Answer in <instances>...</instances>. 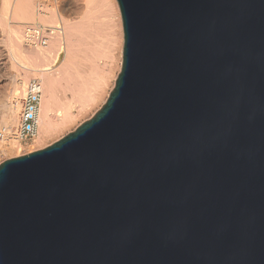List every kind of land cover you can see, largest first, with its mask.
I'll list each match as a JSON object with an SVG mask.
<instances>
[{"label":"water","instance_id":"water-1","mask_svg":"<svg viewBox=\"0 0 264 264\" xmlns=\"http://www.w3.org/2000/svg\"><path fill=\"white\" fill-rule=\"evenodd\" d=\"M92 118L0 164V264H264V0H116Z\"/></svg>","mask_w":264,"mask_h":264},{"label":"bare ground","instance_id":"bare-ground-1","mask_svg":"<svg viewBox=\"0 0 264 264\" xmlns=\"http://www.w3.org/2000/svg\"><path fill=\"white\" fill-rule=\"evenodd\" d=\"M34 2L36 0H0V25L9 27L8 40L13 57L20 64L31 67L20 65L21 78L0 105V126L11 132L17 125L19 100L32 74L42 85L37 137V141H41L69 124L100 98L110 66L107 68L106 63V69L99 68V59L105 52L104 57L108 56V52H112L109 48L113 49L115 44L121 45L123 32L116 0H86L84 12L73 21L62 16L56 8L42 7L41 12L40 2L37 6ZM41 22L55 29L46 45L22 49L25 26ZM8 144L14 147L16 141L10 140Z\"/></svg>","mask_w":264,"mask_h":264},{"label":"rangeland","instance_id":"rangeland-1","mask_svg":"<svg viewBox=\"0 0 264 264\" xmlns=\"http://www.w3.org/2000/svg\"><path fill=\"white\" fill-rule=\"evenodd\" d=\"M39 2L41 4V8L38 7L40 10L42 9V7L56 8L57 12H59L62 16L73 21V20L78 19L84 12V8H85L84 5H85L86 0H56V1L36 0V2H34L33 4L37 6V4L39 5ZM41 24H44V23L41 22ZM57 24L58 26H60L59 22ZM45 25L49 26L46 23L44 24V26ZM50 25H54V24H50ZM4 28H5L4 24H1L0 25V105L5 100H7L8 96L12 93L13 85L15 82L17 83L19 82L17 80L21 78V73H22L21 71H23V69L20 66L22 65V63L20 64V61L17 60L15 57H13V53H12L13 50L8 40L9 27H7L8 29L7 28L4 29ZM7 32H8V35H7ZM22 40H23V37H22ZM22 42H23L22 49H28V46L25 45L24 41ZM122 46H123V33H122L121 45L119 46L118 44H115L113 49L109 48L108 51H112V52L111 53L108 52L107 54L108 56L104 57L107 53L105 52L101 60L99 59V62H98L99 68L106 69V67L109 68L110 66V69H109L110 73L105 76L104 72H102V76H105L104 78L107 81L104 82L105 86H104L103 92H101L102 94L100 95V98L94 104L90 105L88 109L84 110L83 113H81L79 116L74 118L73 119L74 121L72 120L73 122L72 121L69 122V124L65 125L58 131H53L52 133H50V135H47L41 141L40 140L37 141L38 140L37 137L39 136L38 135L36 139H34L30 143H27V144L18 143L16 141V146L11 147V145L8 144V141H10V139H7L5 141L1 139L0 140V164L4 162L5 160L15 158V157H20V156L27 155L29 153L44 149L50 146L51 144H53L54 142L65 137L68 133L73 132L82 123L92 118L94 114L98 110L101 109L102 105L106 102L109 96V93L114 88L115 80L121 70ZM111 54H112L113 59L109 58V55L111 56ZM104 64H106L107 66L104 67ZM22 66L26 68H31L30 66H24V64ZM29 76H30L28 78L29 81L35 78L37 79V77H35L32 74H30ZM25 91L26 89L23 91L24 95H25ZM24 95L22 96V98L24 97ZM22 98H20L19 100V108H18L17 121H16L17 125L13 127L12 131L13 130L15 131L16 128L18 127ZM1 116H2V109L0 108V119H1ZM1 129L3 128L0 126V130ZM1 142L3 144H1Z\"/></svg>","mask_w":264,"mask_h":264},{"label":"built area","instance_id":"built-area-1","mask_svg":"<svg viewBox=\"0 0 264 264\" xmlns=\"http://www.w3.org/2000/svg\"><path fill=\"white\" fill-rule=\"evenodd\" d=\"M54 31V28L40 23L27 24L23 32L24 43L28 47L45 46L48 37ZM41 96L42 85L39 79L30 80L26 86L25 95L22 98L18 127L12 132L1 129L0 140L13 139L18 143L27 144L36 139L39 130L38 112Z\"/></svg>","mask_w":264,"mask_h":264}]
</instances>
